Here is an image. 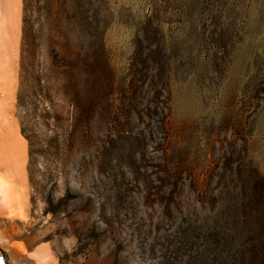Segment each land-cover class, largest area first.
<instances>
[{"label":"rangeland","instance_id":"rangeland-1","mask_svg":"<svg viewBox=\"0 0 264 264\" xmlns=\"http://www.w3.org/2000/svg\"><path fill=\"white\" fill-rule=\"evenodd\" d=\"M0 157L9 264H264V0H0Z\"/></svg>","mask_w":264,"mask_h":264},{"label":"trees","instance_id":"trees-1","mask_svg":"<svg viewBox=\"0 0 264 264\" xmlns=\"http://www.w3.org/2000/svg\"><path fill=\"white\" fill-rule=\"evenodd\" d=\"M48 108L44 110V113L45 115L49 116L51 112ZM45 117L46 116L40 117L42 118L40 119V123H36V121H31V119H24V123H22V134L25 139L29 142L30 156L34 161H36V159L40 156L43 157V154L48 151V147L50 146L46 140L41 139L39 131L36 129L40 125H43L44 127L48 126L47 121L49 119H46ZM58 123L60 124V122ZM58 130H60V127H58Z\"/></svg>","mask_w":264,"mask_h":264},{"label":"bare ground","instance_id":"bare-ground-1","mask_svg":"<svg viewBox=\"0 0 264 264\" xmlns=\"http://www.w3.org/2000/svg\"><path fill=\"white\" fill-rule=\"evenodd\" d=\"M19 146V145H18ZM0 158H2V157H0ZM7 158V157H6ZM10 161H12L11 159H10ZM2 162V163H1ZM8 163H9V161H7V159H2V161H0V164L1 165H3V166H7L8 165ZM14 163V162H13ZM16 166H18V165H16ZM6 168V167H5ZM13 168V167H12ZM15 169V168H14ZM11 170H13V169H11ZM16 173H18V172H16ZM0 256H2L3 257V259H4V261H5V264H9V262H8V259H7V257L4 255V253L2 252V250H1V248H0Z\"/></svg>","mask_w":264,"mask_h":264},{"label":"water","instance_id":"water-1","mask_svg":"<svg viewBox=\"0 0 264 264\" xmlns=\"http://www.w3.org/2000/svg\"><path fill=\"white\" fill-rule=\"evenodd\" d=\"M0 264H5V261L2 256H0Z\"/></svg>","mask_w":264,"mask_h":264},{"label":"crops","instance_id":"crops-1","mask_svg":"<svg viewBox=\"0 0 264 264\" xmlns=\"http://www.w3.org/2000/svg\"><path fill=\"white\" fill-rule=\"evenodd\" d=\"M19 1H20V0H13L14 3H15V2L18 3Z\"/></svg>","mask_w":264,"mask_h":264}]
</instances>
